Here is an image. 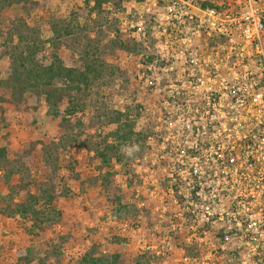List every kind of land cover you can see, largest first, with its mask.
<instances>
[{"label":"rangeland","instance_id":"1","mask_svg":"<svg viewBox=\"0 0 264 264\" xmlns=\"http://www.w3.org/2000/svg\"><path fill=\"white\" fill-rule=\"evenodd\" d=\"M38 1L41 5L30 12L14 4L0 15V42L12 20L22 16L30 26L40 30V39L47 41L46 51L50 52L48 40L53 36L50 17L54 14L65 19L75 12L81 25L87 24L86 35L96 40L94 45L103 51L100 59L120 67L124 73L111 76L106 72L98 86L91 89L86 99L87 107L73 116L74 121L80 118L91 125L85 126L82 138L99 142L116 128V124L104 122L103 116L98 117L96 100L103 104L101 112L108 113L126 110L128 103L141 102L142 115L137 129L149 123L154 135L148 137L141 153L138 150L134 154L126 149L127 164L113 159L106 165L95 151L81 145L82 139L61 147L57 185L59 222L37 241L18 225L16 217L0 214V235L13 242L12 250L0 256V264H17V252L26 247L35 249L36 261L32 264H77L93 244L107 255L118 252L127 264H238L214 255L219 245L209 229L205 238L193 236V229L186 225L193 221V213L186 210L187 203L175 191L168 189L172 183L169 179L172 164L167 165V160L162 158L163 101L170 88H177V74H183L181 48L185 43L205 45L202 38H197L196 42L191 37L192 20L170 19L168 16L179 15L170 7L172 0H123L121 7L114 1L106 4L102 21L91 28L93 24L87 22L85 0ZM138 24L145 30L144 36L135 31ZM117 35L129 39L130 45L113 52L108 44ZM88 42V38L77 34L62 43L60 51L66 65L84 67L83 56ZM214 42L212 39L206 41L209 45ZM207 49L210 48L204 51ZM149 58H153L155 64ZM9 73V61L4 57L0 59V78ZM125 78L130 79L129 85ZM178 103L179 100L171 102L168 109L175 112ZM57 130V125L47 117V103L41 95L28 93L20 104L0 102V146L8 148L10 158L20 160L17 152L24 155L21 148L30 149L38 144V139H56ZM109 140L114 141L113 138ZM38 171L39 166L34 164L29 170L24 169L25 173L16 171L11 181L29 183L30 190L35 192L33 176ZM7 172V168L0 171V195L9 192ZM203 231L199 228L197 232ZM189 236L195 241H188ZM192 248L195 254L191 253Z\"/></svg>","mask_w":264,"mask_h":264},{"label":"built area","instance_id":"2","mask_svg":"<svg viewBox=\"0 0 264 264\" xmlns=\"http://www.w3.org/2000/svg\"><path fill=\"white\" fill-rule=\"evenodd\" d=\"M208 1L170 5L179 15L168 17L191 19V37L205 45L183 44V74L163 101L168 189L193 213L186 225L194 237L217 229L215 256L264 264V0ZM178 100L175 112L168 109Z\"/></svg>","mask_w":264,"mask_h":264},{"label":"trees","instance_id":"3","mask_svg":"<svg viewBox=\"0 0 264 264\" xmlns=\"http://www.w3.org/2000/svg\"><path fill=\"white\" fill-rule=\"evenodd\" d=\"M93 4L91 5V2ZM117 2L122 5L123 0H85L88 7L87 22L97 26L103 18V9L106 4ZM18 4L22 10L30 12L39 7L38 0H0V15ZM212 5L204 2L203 7ZM82 9V8H81ZM93 13L95 16L93 17ZM49 23L51 25L52 38L48 40L51 44L50 52H47V41L40 39V30L28 24L22 17H17L11 22L4 39L0 42V59L7 57L10 65V73L5 78H0V102L20 104L25 101L28 93H36L45 98L47 103V117L57 125V140L54 137L38 139V144L32 145L30 149L23 147L17 152L16 157L10 158L6 146H0V171L8 169L6 184L9 192L0 195V214L6 217H16L18 225L27 231L35 240L44 238L45 232L59 222L57 212L58 173L60 171L59 149L68 144L79 143L89 151H95L96 156L106 165H110L113 159L127 164V150L141 153L149 136L154 135L149 123L137 129L138 119L141 117V102L126 104V110H114L113 112L102 111L103 104L96 100V108L99 109L98 117L103 116L104 122L116 124V128L106 134L102 141L95 142L84 135L86 124L82 119L73 120V116L83 111L87 97L92 93L91 89L98 86L100 80L105 78L106 72L111 76L121 73L120 67L102 61L99 48L94 45V39L87 34V24L81 25L78 15L72 12L67 18L62 19L52 14ZM97 24V25H94ZM89 25V24H88ZM81 35L88 38L87 48L84 50V67L77 68L66 65L63 52L60 51L62 43L69 37ZM130 40L117 35L110 41L108 46L113 52H119L122 48L129 47ZM51 57V60H48ZM152 62L153 58H149ZM154 63V62H153ZM125 83H131L125 78ZM125 86V84H124ZM98 95V92H96ZM110 138L114 141L110 142ZM88 140V141H87ZM39 166V171L33 176L36 191L29 188V183H13L11 178L17 171L23 172L30 169L32 165ZM22 165V168H21ZM12 167V168H11ZM106 184H110L106 182ZM67 193V192H66ZM19 197V198H18ZM117 199V198H115ZM118 202V200H115ZM212 234H218L217 229H211ZM193 242L195 241L194 238ZM0 256L9 253L13 248L11 239L0 235ZM192 248L191 253L195 254ZM17 264H32L36 261L35 249L26 247L17 252ZM77 264H127L126 260L118 253L109 255L99 248L98 245L90 246Z\"/></svg>","mask_w":264,"mask_h":264}]
</instances>
